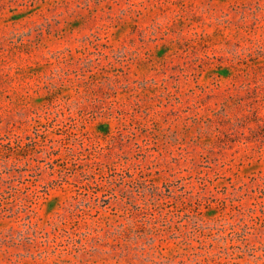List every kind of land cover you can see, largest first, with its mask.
Segmentation results:
<instances>
[{"label": "rangeland", "instance_id": "rangeland-1", "mask_svg": "<svg viewBox=\"0 0 264 264\" xmlns=\"http://www.w3.org/2000/svg\"><path fill=\"white\" fill-rule=\"evenodd\" d=\"M0 264H264V0H0Z\"/></svg>", "mask_w": 264, "mask_h": 264}]
</instances>
